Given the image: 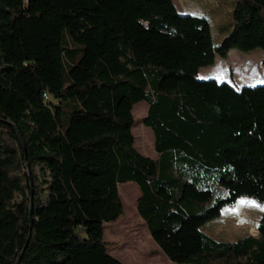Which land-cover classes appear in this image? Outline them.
<instances>
[{"label":"trees","instance_id":"obj_1","mask_svg":"<svg viewBox=\"0 0 264 264\" xmlns=\"http://www.w3.org/2000/svg\"><path fill=\"white\" fill-rule=\"evenodd\" d=\"M232 24L214 46L172 0H0V264H123L104 228L126 182L172 263L264 264V85L198 79L230 49L264 66V0H236ZM141 101L157 159L134 147ZM240 197L257 236L201 230Z\"/></svg>","mask_w":264,"mask_h":264},{"label":"rangeland","instance_id":"obj_2","mask_svg":"<svg viewBox=\"0 0 264 264\" xmlns=\"http://www.w3.org/2000/svg\"><path fill=\"white\" fill-rule=\"evenodd\" d=\"M235 3L236 0H173L182 14L202 17L208 21L214 46H218L233 29L232 12ZM198 79H216L236 86L264 85L262 50L241 52L230 49L225 58L216 56L214 64L200 68ZM146 107V102L141 101L132 108L134 147L141 155L157 159L153 133L142 123ZM143 128L148 133V142H140V130ZM119 185L123 186V194H119L123 215L117 221L105 224L104 241L108 244V254L123 264H174L153 242L136 211V201L140 196L137 185L133 182ZM127 185H131L135 191L132 204L125 197ZM262 212V206L255 200L240 197L233 205L224 206L220 216L207 222L201 230L214 240L226 242H234L245 234L257 236V224Z\"/></svg>","mask_w":264,"mask_h":264},{"label":"crops","instance_id":"obj_3","mask_svg":"<svg viewBox=\"0 0 264 264\" xmlns=\"http://www.w3.org/2000/svg\"><path fill=\"white\" fill-rule=\"evenodd\" d=\"M172 2H173V0H172ZM174 6H175V8H176L177 12H178L179 14H182V12H180V11L177 9L176 5H174ZM147 108H148V106L146 107V110H145V115H146V112H147Z\"/></svg>","mask_w":264,"mask_h":264},{"label":"water","instance_id":"obj_4","mask_svg":"<svg viewBox=\"0 0 264 264\" xmlns=\"http://www.w3.org/2000/svg\"><path fill=\"white\" fill-rule=\"evenodd\" d=\"M31 198H32V192H31ZM32 211V202H31V206H30V212Z\"/></svg>","mask_w":264,"mask_h":264}]
</instances>
